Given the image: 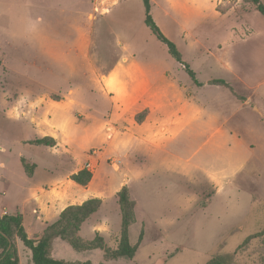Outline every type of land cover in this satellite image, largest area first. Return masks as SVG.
<instances>
[{
    "label": "rangeland",
    "instance_id": "rangeland-1",
    "mask_svg": "<svg viewBox=\"0 0 264 264\" xmlns=\"http://www.w3.org/2000/svg\"><path fill=\"white\" fill-rule=\"evenodd\" d=\"M246 7L242 0H0V56L9 80L1 81L7 90L0 95V206L10 214L23 207L30 194L18 196L16 183L25 180L49 189L29 192L36 208L53 199L66 169L49 171L43 147L19 139L40 137L54 125L82 138L69 142L67 154L54 153V163L64 156L93 162L87 186L68 188L69 203L102 199L81 226L84 239L98 233L117 247V191L125 176L135 201L129 239L136 243L142 232V240L133 259H104L94 250L85 254L91 264H205L233 253L234 264H259L264 238L236 251L264 228V17ZM146 8L200 85L145 24ZM115 72L128 88L165 91L170 101H159L171 102L170 110L187 98L195 120L167 134L159 148L115 131L126 128L121 121L146 114L115 104ZM20 157L39 163L34 179H26ZM24 215L28 233H40V224L29 226ZM56 242L54 257L74 259L76 251ZM16 243L19 264H33L30 251Z\"/></svg>",
    "mask_w": 264,
    "mask_h": 264
},
{
    "label": "trees",
    "instance_id": "trees-1",
    "mask_svg": "<svg viewBox=\"0 0 264 264\" xmlns=\"http://www.w3.org/2000/svg\"><path fill=\"white\" fill-rule=\"evenodd\" d=\"M248 7L259 12L264 17V1L263 0H242ZM246 7V8H247ZM144 22L149 26L152 33L164 43L169 54L179 63L184 64L182 55L176 45L168 39L161 29L158 27L153 17L146 8ZM184 69L190 78L198 85L200 82L196 80L195 72L184 64ZM212 83L226 86V82L222 79H215ZM31 144H43L53 146L55 140L49 136L30 140ZM25 171L31 174V166L22 160ZM91 170L82 168L69 177L77 184L86 186L92 178ZM118 206L120 210V231L117 247L109 248L105 239L100 234H95L92 239H84L80 235L82 224L89 219L101 206L102 199L97 196L86 198L80 203L70 204L63 208L58 218L48 224L39 235L29 236L22 224V216L20 213L0 214V264H19V253L17 248V240H20L31 254L30 260L33 264H91L86 260L70 261L59 257H54L50 251L54 239L59 238L76 252H83L84 256L87 252L101 250L104 259H118L127 257L133 259L142 240V232L138 236L136 243L132 244L129 239L130 226L135 222V201L130 197V190L127 185H122L117 191ZM256 238H264V228L261 231L248 235L243 242L237 246L236 251L247 246ZM9 240L11 246H9ZM236 259L234 253L227 256L214 255L205 264H234ZM104 264V263H102ZM264 264V259L259 262Z\"/></svg>",
    "mask_w": 264,
    "mask_h": 264
},
{
    "label": "crops",
    "instance_id": "crops-1",
    "mask_svg": "<svg viewBox=\"0 0 264 264\" xmlns=\"http://www.w3.org/2000/svg\"><path fill=\"white\" fill-rule=\"evenodd\" d=\"M4 69V66L2 64V58L0 56V95L6 93V87H5V82L4 84H1V81L3 82L4 80H6L5 78H3V75H6V72ZM122 73L119 72H115L113 79L111 81V86L110 89L114 92V96H115V104H117V102L119 103H123L126 107H131L133 110H140V109H144L146 110V114L144 115V117L142 118V120H134L131 119L130 122H123L121 121L124 126H126V128H122L120 125H115L116 128L114 129L115 131H123V132H132L134 134V138L136 140H140V142H144L143 140H148L150 142V144H153L152 147L155 148H159V144L160 141L170 132V135L173 132H176V130H180L182 128H186L187 126H189L193 120H195V117L197 115V110H193L190 101L187 98L182 99L183 103L181 106H179L176 110H170L169 108L172 107V103H163L159 100H163L165 101H170L169 97L167 96V94L165 93V91L163 92H157L152 90V88H148V87H140L139 85L132 87V88H128L127 83L122 82L121 80H119L120 76ZM127 76V73H125ZM128 76L130 77L131 81H133L135 83V78L133 73H128ZM7 77V76H6ZM238 77V76H236ZM239 79L242 80V82L253 89L252 85H249L243 78L238 77ZM9 80L7 79L6 82ZM133 82H131L132 84H134ZM7 86V85H6ZM3 98V97H2ZM250 100V97H248L247 99L244 100V102L242 103L243 105H246L247 102ZM72 101V99H71ZM34 109H36V107H34ZM253 111L257 112L258 109L255 106V108L253 107ZM133 129V130H132ZM45 136H49L51 138H53L55 140V144L53 146H46L43 144H31L29 143L30 140H34L37 138H42ZM172 137L174 136V134L171 135ZM79 140H82V138H79L78 136H74V135H69L66 131H64L63 129L60 128V130L58 128H56V126H52V128H42V135L40 137H34V138H23V139H19V141L21 143L27 144V145H33V146H42V150H43V156L45 159V164H48V166L46 167V169H48L49 171L57 166V167H64L66 169L65 173H64V177H62V181L60 182H56V186L55 189H59L58 191H56L55 195L52 197L53 199H48L46 201V206L45 207H41V209L36 208L35 204L31 202V193H29L31 190L34 189H39L40 191H42L43 193L48 192L49 189L46 187H42L43 185H38L37 186H28L25 185V181H22V183L18 182L16 183V194L18 196H20L21 198H23L25 195L28 196V194H30L29 197H27L24 202H23V207H16L17 211L16 213H20L22 216V224L27 232V234L29 236H33V235H39L44 228L54 222L61 210L63 208H65L67 205L70 204H76V202H72L69 203L68 202V188H70L73 184L74 181H72L70 179V175L72 173L77 172L78 170L84 168V163L88 162L90 165L93 164V162L91 160H86L84 162H75L73 161V159H69L67 157H61L59 159L60 162L54 163L51 160V156L56 153V154H62V156L64 155V153L67 154V147L69 142H79ZM135 144V143H134ZM139 145H141V143H139ZM62 151V152H61ZM22 160L28 164L29 166H31V174H28L23 166ZM20 164L23 167V171H25V175L27 176L26 179H34L40 169V165L39 163L33 159V161H30V159H25L24 157H20ZM98 163V162H97ZM92 172V171H91ZM124 180L126 181V184L128 186V177L125 176ZM4 182L5 185L7 186L10 181L6 178H4ZM43 184V183H42ZM87 186V185H86ZM53 185L51 184L49 188H52ZM130 188V186H128ZM35 197H37L36 195H33ZM91 197V196H90ZM35 199V198H34ZM86 199V198H85ZM84 199V200H85ZM40 199L38 198L37 201H39ZM83 201V200H82ZM81 201V202H82ZM66 203L64 205L61 206V204ZM80 203V202H78ZM23 208V209H22ZM19 210V211H18ZM24 210V211H22ZM0 214H10L7 210V208L5 206H0ZM15 214V213H13ZM30 215V219H29V226L36 224H40V226L43 228L42 231L38 234H30L27 231V227L24 224V219H25V215ZM94 215V214H93ZM92 215V216H93ZM91 216V217H92ZM90 217V218H91ZM53 218V219H51ZM89 218V219H90ZM88 220V219H87ZM57 238L54 239L53 243H52V249L55 248V245ZM18 247V246H17ZM63 247L62 243H59V248ZM66 250V248H63ZM55 250V249H54ZM53 251V250H52ZM85 259V256L83 254V252H77L76 254H74V259L70 260V261H82ZM19 263H20V259H19Z\"/></svg>",
    "mask_w": 264,
    "mask_h": 264
},
{
    "label": "built area",
    "instance_id": "built-area-1",
    "mask_svg": "<svg viewBox=\"0 0 264 264\" xmlns=\"http://www.w3.org/2000/svg\"><path fill=\"white\" fill-rule=\"evenodd\" d=\"M90 167H91V166H90L89 163H87L86 166H85V168H87V169H89V170L91 169Z\"/></svg>",
    "mask_w": 264,
    "mask_h": 264
},
{
    "label": "water",
    "instance_id": "water-1",
    "mask_svg": "<svg viewBox=\"0 0 264 264\" xmlns=\"http://www.w3.org/2000/svg\"><path fill=\"white\" fill-rule=\"evenodd\" d=\"M10 246H11V241L9 240V246H8V249L10 248Z\"/></svg>",
    "mask_w": 264,
    "mask_h": 264
}]
</instances>
